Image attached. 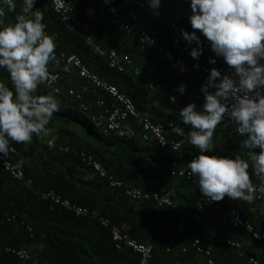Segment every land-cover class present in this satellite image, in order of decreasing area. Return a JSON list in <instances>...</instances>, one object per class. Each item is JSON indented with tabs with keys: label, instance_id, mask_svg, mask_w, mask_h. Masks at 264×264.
<instances>
[{
	"label": "trees",
	"instance_id": "1",
	"mask_svg": "<svg viewBox=\"0 0 264 264\" xmlns=\"http://www.w3.org/2000/svg\"><path fill=\"white\" fill-rule=\"evenodd\" d=\"M69 1L80 11L82 19L90 26L95 42L103 48H116L119 51L130 52L134 60L142 65L154 59L152 51L143 49L135 39L119 31L108 19L105 18V22V19L101 21L81 13L79 6L86 2ZM96 3L98 5V0ZM135 8L140 11L136 6ZM36 9L44 15L49 35L54 38L57 46L56 52L78 54L100 78L116 84L121 91L127 93L139 109H148L157 121L173 120L174 127L169 130L170 135L184 138L172 131L175 127H182L185 132L191 130L190 126L183 125L179 115L180 111L187 106L192 92L190 88H185L183 94L178 91L181 85H185L182 78L175 83V88L150 90L147 83L139 79L132 70L120 72L111 68L107 59L95 50L82 32L64 22L53 10L51 0H36L34 10ZM161 10L168 20H176L185 28L191 29L189 19L167 13L163 7ZM98 15L103 17L99 11ZM142 16L151 24V32L156 34L167 48L179 54L182 45L176 40L172 31L165 26H158L143 12ZM112 31L120 32L119 37L123 41H117ZM191 31L194 30L191 29ZM127 39L133 40V43L124 46ZM206 55L209 60L215 59L209 54ZM79 78L81 86L77 88L88 84L86 79L80 76ZM0 82L12 87L7 71L2 68H0ZM68 85L69 83L63 77V86ZM64 93L59 97L61 101H57L59 111L53 114L47 126L50 129V135L57 138L56 145L48 144L50 135L39 138L34 135L32 142L27 145L9 142L8 157L16 166L18 161H23L20 168L25 171L26 178L19 180L4 169H0V233L2 236L0 264H23L15 254L7 251L6 248L9 246L30 248L33 255L30 262L33 264L138 263L139 255L131 248L116 247L111 228L104 226L100 217L109 219L111 224L119 225L132 237L152 243L157 264H176L177 261L182 264H208L207 257L196 250L194 245L196 238L200 239L202 246L211 248L214 264H250L251 256H258L264 260L263 256L252 251L255 246L264 247L263 242L256 240L244 228L223 222L222 214L214 213L207 204L200 208L198 204L200 189L182 176L172 174L173 170L188 168V162L199 154L198 149L185 138L180 149L172 151L170 148L161 147L157 142L145 141L140 136L129 138L117 133L107 134L95 125L91 115L103 109L97 101L101 97L110 98L108 93L100 89L94 90V87L90 86L89 94L85 99L89 104L88 111L80 109L79 102L68 96L67 92ZM36 94L51 96L45 84L38 85ZM172 96L176 97L175 103L170 99ZM66 102L68 105L65 104ZM196 110H202V108L198 107ZM75 127H81L83 131ZM245 139L246 137L237 133L234 126H225L222 122L214 133L215 148L208 154L230 158L240 155L242 159L249 162L251 175L250 152L259 150L246 149L243 145ZM65 144L93 153L110 172L121 178L126 186L147 190L162 188L170 190L178 187L181 193L169 192V194L174 203L175 199H181L190 208L187 229L184 232H177V226L183 217L173 210L175 205L159 206L151 201L136 205L126 195L124 188L110 186L109 182L83 162L80 156L72 151L61 150L60 146ZM10 147H13L15 152H11ZM28 178L32 179L31 185L26 183ZM252 180L254 184L257 178L253 175ZM48 189H55L73 203L87 207L90 213L77 215L60 204L43 199L41 193ZM226 198L225 209L239 208L245 217L250 218L255 228L264 230V199L259 200L255 197L254 205L256 203L258 206L255 205V212L251 211L252 214L246 215L239 207V201H234L227 196ZM7 213L14 215L15 218L8 221ZM203 217L209 219L211 226H215L217 231H222L223 234L212 231L214 227L208 229L207 220L201 221ZM27 225L32 227L33 236ZM228 239L239 241L241 246L227 244ZM168 245H171L169 249ZM184 247H186L185 251Z\"/></svg>",
	"mask_w": 264,
	"mask_h": 264
},
{
	"label": "clouds",
	"instance_id": "2",
	"mask_svg": "<svg viewBox=\"0 0 264 264\" xmlns=\"http://www.w3.org/2000/svg\"><path fill=\"white\" fill-rule=\"evenodd\" d=\"M0 18L15 12L14 0H2ZM36 0H23L21 14L15 22L0 29V68L8 73L12 87L0 82V154L9 155V142L30 144L33 136L47 137V127L53 114L59 111L57 100L50 95H38V85L50 82V62L56 61V43L45 31L44 15L35 9ZM161 0H149V7L158 15ZM189 21L195 31L180 29L184 40L195 42L190 55L203 54L200 32L211 50L222 57L231 75L212 68L201 91L205 102L202 110L194 103L184 107L179 115L183 125L172 131L184 137L198 149L187 167L195 177L202 195L219 202L226 196L234 201L252 203L257 192L264 193V0H190ZM154 43V41H153ZM209 63H216L210 59ZM198 66V65H197ZM218 81V82H217ZM185 85L178 91L183 94ZM215 89L210 92L208 89ZM173 103L176 97H170ZM234 122L236 131L246 137L243 145L250 152V164L240 155L234 158L209 155L213 152L214 133L225 121ZM23 161H18L17 167ZM259 181L254 185L252 176ZM258 237V236H257Z\"/></svg>",
	"mask_w": 264,
	"mask_h": 264
},
{
	"label": "built area",
	"instance_id": "3",
	"mask_svg": "<svg viewBox=\"0 0 264 264\" xmlns=\"http://www.w3.org/2000/svg\"><path fill=\"white\" fill-rule=\"evenodd\" d=\"M92 1L93 0H75V2L81 3ZM126 1L128 0H98V11L101 16L107 18L119 31L125 33V35L130 38L135 39L143 49L151 50L155 60L165 61L168 67L173 70L178 77H184L186 79L185 88L192 89L187 105L189 103H194L196 108H202L205 102V97L201 88L206 84L210 75V70L216 68L221 71L223 76L226 74L231 75L234 72V69H230L223 58L216 56V54V63L212 64L195 58H187L186 56L179 55L173 50L167 48V46L160 41L159 37L151 32V24L142 16V12L152 18L158 26H165L172 31L176 40L182 45L191 48L194 46V42L189 44L184 40L180 31L182 28L179 22L176 20L167 21L160 7L158 10H155L158 11V15H156L154 14V10L149 7V3L145 0H130L136 1V7L139 8L140 11L136 10L135 7L128 8ZM51 5L53 10L64 22L82 32L83 36L93 45L95 50L107 59L108 65L111 68L120 72L130 69L139 79L144 80L147 83L150 90L163 89L160 76L156 73L154 67H143L139 65L130 52L119 51L116 48L106 49L99 43H96L89 24L85 23L81 17L80 11L75 8L71 1L51 0ZM21 11L22 8L19 9L17 15L21 14ZM184 12L185 11L181 12V16L184 15ZM14 22L15 19L12 23ZM43 23L46 25L45 31L49 35L48 26L46 22L43 21ZM56 58L60 61L63 72L67 74L76 73L80 77L86 79L88 84L83 85L82 88L79 89L70 85L64 87L61 70H55L48 67L51 79L50 82L45 85L49 89L51 96L59 98L61 95L65 94L64 92H67L66 94L68 96L75 98L79 102L80 109L88 111L89 104L85 99L89 94V87L93 86L94 90H103L109 94L110 98L101 97L97 101L98 105L103 107L99 112L91 115V118L97 127L102 128L107 134L117 133L129 138L140 136L145 141L157 142L161 147L170 148L172 151L180 149L184 142V138L174 137L169 134V130L174 127L173 120L169 119L166 122L157 121L153 118L152 113L148 109H139L134 100L127 93L121 91L116 84L100 78L97 73L93 72L82 61L78 54L61 51L56 52ZM261 63H264V61H261ZM194 85H196L195 88H193ZM208 90L210 92L215 91L213 88H209ZM223 124L225 126H234L237 128V125L234 122L228 121L227 118ZM56 143V137L48 139V144L50 146H54ZM60 149L72 151L75 155L80 156L83 162L87 163V165L90 166L100 177L106 179L110 186L124 188L126 195L130 197L136 205H141L147 201L155 202L159 206L175 205L173 198L161 190H147L134 186H126L121 178L110 172L104 163L91 152L73 148L68 144L61 145ZM10 151L15 152V149L10 147ZM0 169H4L14 178L19 180H24L26 178L25 171L22 168L17 167L9 157L3 158L2 154H0ZM172 174L182 176L198 187L195 183L196 178L190 176V170L188 168L173 170ZM26 183L31 185L32 179H26ZM259 183L260 181L257 179L254 185H259ZM41 197L43 199L51 200L56 204H60L74 211L77 215H87L90 213V210L87 207L73 203L70 199L64 197L55 189L43 191ZM256 197L257 199L262 200L264 199V193L257 192ZM226 201V197L219 202L209 201L201 193L198 204L200 208L203 207L204 204H207L213 209L214 213L222 214L223 222H229L233 226L244 228L252 234L256 240L264 243V230H258L255 228L250 218L245 217L239 208L230 207L225 209ZM7 218L8 220H12L15 216L7 213ZM100 220L104 226L111 228L112 239L118 249L129 247L139 255V262L136 264H156L154 259V246L152 243L140 241L132 237L129 233L123 231L120 226L111 224L109 219L105 217H100ZM187 224V219L183 218L177 226V232H184L187 229ZM27 228L31 236H33L32 227L27 225ZM227 242L230 245L241 246L239 241L228 239ZM194 245L199 252L206 253L209 256L211 255V251L201 245L199 238L195 239ZM170 246L171 245H168V249ZM6 249L22 260L23 264H33L30 262L33 256L30 248L9 246ZM183 250L185 251L186 247H184ZM207 263L214 264V259L208 257ZM249 263L264 264V260L260 259L258 256H251L249 258Z\"/></svg>",
	"mask_w": 264,
	"mask_h": 264
},
{
	"label": "crops",
	"instance_id": "4",
	"mask_svg": "<svg viewBox=\"0 0 264 264\" xmlns=\"http://www.w3.org/2000/svg\"><path fill=\"white\" fill-rule=\"evenodd\" d=\"M16 5H17V8L15 10V12H11L9 13L7 11V8L5 6V17L3 18H0V28L2 29L3 26L7 25V24H11L14 19H15V15H17L18 11L20 8H22V5H23V0H14ZM149 3V0H145ZM136 1H126V4H127V7L128 8H133L136 6ZM0 6H3L2 5V0H0ZM163 7L165 8V11L167 13H170V14H176L182 18H185V19H189V16L191 15V8H190V0H161V6L160 8ZM79 9L81 10V13L91 17V18H96V19H101V21H103L105 19V17H99L98 15V10H97V3H96V0H93L92 2H86V3H83L79 6ZM182 11H185L184 12V15H182ZM166 18V16H165ZM107 19V18H106ZM106 19H105V22H106ZM171 19V18H170ZM167 21H171V20H168L166 18ZM180 24V23H179ZM181 28L186 30L187 32L191 33V29L192 27H190L191 29H187L184 27V25H181ZM194 30V29H193ZM195 31V30H194ZM112 33L114 34V38L117 40V41H120L122 42L123 39H120V35L119 33L120 32H115V31H112ZM197 36L200 37V40L202 41V47H203V54L199 57V60L200 61H203V62H209V58H207V55L206 54H209L211 56V58L215 57V53L211 50V46H210V42L206 41V39L204 38V36L197 31ZM128 42V43H127ZM133 43V40H129L127 39L126 43L124 44V46L127 44V45H131ZM181 44V43H180ZM182 45V44H181ZM194 47H197V45L195 44L194 42V46L193 47H187L185 45H182L180 47V52H179V55H184L186 56L187 58H190V59H194L193 57H191L190 55V52L192 50V48ZM171 49V48H169ZM151 51V50H150ZM208 55V56H209ZM154 56V55H153ZM209 56V57H210ZM137 62V60H136ZM139 65L145 67V66H152L154 67V69L156 70V73L160 76V81L161 83L163 84V89H165L166 87H171V88H175V83L177 81H179L181 78L183 79V81L186 83V79L184 77H178L173 70H171L167 63L165 61H157L155 60V58L153 60H150L148 62V64H145V65H142L140 62H137ZM49 68L51 69H55V70H61L62 74H63V77L64 79L69 83L70 86L72 87H75L76 89H79L77 87L81 86L80 85V78L79 76L76 74V73H72V74H67L65 72L62 71V65L60 63V61L58 59H56V61H53V62H50L49 65H48ZM181 84V83H180ZM163 89H156V90H163ZM57 101H61L60 98L57 99ZM66 105H68V102L65 103ZM51 137H54L52 135H50L49 138ZM48 138V139H49ZM142 139V138H141ZM77 149V148H76ZM152 190V189H151ZM159 190V189H158ZM161 191H163L164 193L169 194L172 193V194H178L177 192L181 193V190L176 187V188H171L170 190H168L167 188H162L160 189ZM168 192V193H167ZM171 196V195H170ZM172 197V196H171ZM152 202V201H151ZM254 202L253 201L252 203H247L245 201H239V207L243 210V212L246 214V215H250L252 214L255 209V205L256 207L258 206V204L255 203L254 205ZM177 215L179 216H182L183 218H188L190 217V214H191V211H190V208L188 207V205L181 199H175V206H174V209H173ZM251 211H253L252 213H250ZM203 220H201L202 222L206 221L207 220V228H213L214 227V230L212 231H215V232H220L219 230L217 231V229L215 228V226H211V222L209 223V219H206L205 217L202 218ZM8 220V218H7ZM10 221V220H8ZM117 225V224H116ZM119 226V225H118ZM122 229V228H121ZM124 231V230H123ZM214 232V233H215ZM222 232V231H221ZM220 232V235L223 234ZM1 233H0V239H1ZM227 241V240H226ZM227 244H229L227 242ZM204 247V246H203ZM206 249H209L211 251V254H212V250L211 248L209 247H204ZM197 250V248H196ZM198 251V250H197ZM252 251L256 252L258 255L260 256H263L264 257V247H259V246H255L252 248ZM199 252V251H198ZM201 254H204L206 257H207V261H208V257H211V255H207L206 253H203V252H199ZM157 264V263H156ZM176 264H182V262H178Z\"/></svg>",
	"mask_w": 264,
	"mask_h": 264
},
{
	"label": "rangeland",
	"instance_id": "5",
	"mask_svg": "<svg viewBox=\"0 0 264 264\" xmlns=\"http://www.w3.org/2000/svg\"><path fill=\"white\" fill-rule=\"evenodd\" d=\"M71 105H73V104H71ZM75 106H76V105H74V107H75ZM76 107H77V106H76ZM75 128L79 129L81 132L83 131L81 127H80V128H79V127H75Z\"/></svg>",
	"mask_w": 264,
	"mask_h": 264
}]
</instances>
